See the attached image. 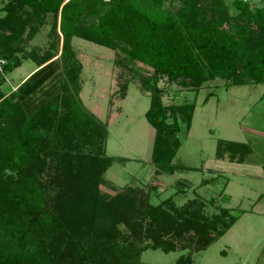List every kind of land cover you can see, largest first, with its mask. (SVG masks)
I'll return each instance as SVG.
<instances>
[{
  "label": "trees",
  "instance_id": "1",
  "mask_svg": "<svg viewBox=\"0 0 264 264\" xmlns=\"http://www.w3.org/2000/svg\"><path fill=\"white\" fill-rule=\"evenodd\" d=\"M232 7L234 15L226 0H10L4 6L0 84L20 67L16 52L51 20L47 49L32 54L37 70L9 95L0 88V264H140L142 252L175 251L186 235L203 251L235 224L226 208L205 216L199 200L181 208L170 200L153 205L148 188L127 186L111 198L100 193L116 159L105 153L107 124L82 104V65L72 46L79 38L152 68L145 112L154 129L151 163L156 174L173 175L180 169L172 163L181 145L178 121L189 130L195 104L164 105L160 77L194 92L216 80L226 89L264 85V6L233 0ZM49 82L52 89L39 98ZM249 153L244 143L216 144L218 159L240 163ZM185 263L190 260L177 259Z\"/></svg>",
  "mask_w": 264,
  "mask_h": 264
},
{
  "label": "rangeland",
  "instance_id": "2",
  "mask_svg": "<svg viewBox=\"0 0 264 264\" xmlns=\"http://www.w3.org/2000/svg\"><path fill=\"white\" fill-rule=\"evenodd\" d=\"M10 0H0V17ZM231 15L236 14L233 0H226ZM252 7L264 6V0H244ZM51 16L39 32L16 52L20 67L6 74L0 88L5 95L35 70L32 54L47 49ZM26 37V33L23 36ZM76 58L82 65L79 94L83 106L107 124L105 153L116 159L102 176L101 194L113 197L127 186H139L150 192L153 205L170 200L177 208L191 200L203 204L207 217L219 215L226 208L237 217L236 223L205 250L196 252L186 235L175 251L164 253L148 249L142 252L140 264H177L188 258L190 264H264V140L258 134L264 125V85L224 87V81H209L199 91H188L160 77L164 105L195 104L191 127L178 121L180 148L172 163L180 166L173 175L156 174L151 163L154 129L145 112L150 103L152 68L132 61L125 54L84 41L72 39ZM51 83V82H49ZM53 83H57L56 80ZM52 89L45 85L38 93ZM212 93L206 103L207 94ZM124 94V95H123ZM123 98V99H122ZM218 140L245 143L252 149L242 163L216 158ZM183 167V168H182ZM213 180L200 185L203 180ZM213 199L214 203L210 204ZM122 233L126 229L119 226ZM184 245L185 249H179ZM186 264V263H185Z\"/></svg>",
  "mask_w": 264,
  "mask_h": 264
},
{
  "label": "crops",
  "instance_id": "3",
  "mask_svg": "<svg viewBox=\"0 0 264 264\" xmlns=\"http://www.w3.org/2000/svg\"><path fill=\"white\" fill-rule=\"evenodd\" d=\"M261 121L263 122L264 121V118H261ZM261 126V129L258 131V134L260 135V138L262 137V140H264V125H260ZM231 141V140H230ZM232 142H237V141H232ZM238 143H242V142H238ZM245 144V143H244ZM250 150H251V153H252V149L250 148ZM224 158H227V160H229V158H228V156L226 155ZM246 159V157H244V159H243V161ZM242 161V162H243ZM229 162H230V160H229ZM234 162H236V163H239L238 161H234ZM242 162H240V163H242ZM259 198H260V200L262 199H264V190H263V193H261L260 194V196H259ZM259 214H261L262 216H264V211H260L259 212ZM236 223V222H235ZM233 226V225H232Z\"/></svg>",
  "mask_w": 264,
  "mask_h": 264
},
{
  "label": "built area",
  "instance_id": "4",
  "mask_svg": "<svg viewBox=\"0 0 264 264\" xmlns=\"http://www.w3.org/2000/svg\"><path fill=\"white\" fill-rule=\"evenodd\" d=\"M5 63V61L0 60V72L2 71V65Z\"/></svg>",
  "mask_w": 264,
  "mask_h": 264
}]
</instances>
